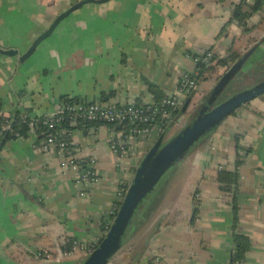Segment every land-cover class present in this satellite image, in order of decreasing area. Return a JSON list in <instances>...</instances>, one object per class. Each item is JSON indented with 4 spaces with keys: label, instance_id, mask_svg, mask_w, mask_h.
I'll use <instances>...</instances> for the list:
<instances>
[{
    "label": "crops",
    "instance_id": "obj_1",
    "mask_svg": "<svg viewBox=\"0 0 264 264\" xmlns=\"http://www.w3.org/2000/svg\"><path fill=\"white\" fill-rule=\"evenodd\" d=\"M78 1L0 0V45L22 54ZM238 2L85 4L25 61L0 55V118L52 115L62 97L147 104L155 96L151 84L163 96L176 94L181 77L196 73L197 56L244 53L264 38V6L252 19L260 23L243 33L231 19ZM113 129L97 124L71 132L76 158L95 161L99 177L89 184L61 168L55 146L42 150L36 133L0 141V264H79L85 258L79 247L102 236L136 159L111 152ZM177 166L108 264H229L234 230L251 240L241 264H264V94L226 117ZM220 170L237 174L236 227L232 198L219 188ZM70 242L69 257L39 255L66 250Z\"/></svg>",
    "mask_w": 264,
    "mask_h": 264
},
{
    "label": "water",
    "instance_id": "obj_2",
    "mask_svg": "<svg viewBox=\"0 0 264 264\" xmlns=\"http://www.w3.org/2000/svg\"><path fill=\"white\" fill-rule=\"evenodd\" d=\"M107 1L80 0L72 4L54 18L49 27L33 40L25 52L20 54L17 49L4 48L0 45V55L18 57L19 61H25L35 53L38 46L46 38L52 35L60 22L72 12L88 3H104ZM251 52L252 50H249L220 75L201 108L174 136L165 141L163 134H161L148 148L134 170L132 179L109 228L97 246L79 264H108L122 247L126 232L138 209L165 173L173 166L181 163L194 145L215 129L226 117L249 101L264 94V80H262L210 107L243 67ZM190 100L191 98L186 99L182 112L186 111ZM2 145V142H0V150ZM231 259L232 255L229 264H231Z\"/></svg>",
    "mask_w": 264,
    "mask_h": 264
},
{
    "label": "built area",
    "instance_id": "obj_3",
    "mask_svg": "<svg viewBox=\"0 0 264 264\" xmlns=\"http://www.w3.org/2000/svg\"><path fill=\"white\" fill-rule=\"evenodd\" d=\"M207 56H210V53ZM195 60L199 61L197 57ZM204 61H208V57H205ZM194 74H185L181 77L176 94L162 97L158 101L153 100L147 104L126 103L115 105L105 104L101 101L87 102L82 100L60 103L55 113L49 115L43 121L47 129L44 132V138L40 140L41 149L48 151L52 146H55L58 155L61 157L60 165L62 169L69 167L75 170L78 183H93L99 177L94 159L91 157L85 159L76 158L75 149L69 139L71 130L63 129L58 131L55 128L56 123L68 120L69 124L74 125L78 121L88 120L113 127L121 126L120 130L113 129V136L109 141L111 152L118 156L119 159L143 157L148 148L160 136L164 125L173 119L175 112L182 106L186 96L197 90L198 80L193 77ZM28 125L30 132L35 133V120H31ZM13 136L19 137V133L14 132ZM147 142L149 144L151 142V144L147 146ZM123 190L124 188H121L118 197H121ZM115 209L116 204L108 215L115 212ZM109 226H106V228L108 229ZM102 236L87 247L80 246L79 248L86 251L87 255L97 246ZM39 255L47 260H59L69 257L71 251L65 250V248H58L55 254L45 251Z\"/></svg>",
    "mask_w": 264,
    "mask_h": 264
},
{
    "label": "trees",
    "instance_id": "obj_4",
    "mask_svg": "<svg viewBox=\"0 0 264 264\" xmlns=\"http://www.w3.org/2000/svg\"><path fill=\"white\" fill-rule=\"evenodd\" d=\"M264 6V0H239L238 3H236L233 6V11H232V17L231 19L234 20L239 27L241 28V31L243 33H249L251 32L259 23V21H254L253 19V15L262 10ZM263 43H254L246 52L244 53H239L237 51H231L227 56L225 57H220V56H216L214 54H210V56H207V54L203 55V56H197V58L199 59V61L197 62V71L194 74L193 77H195L197 80L200 79H210L212 78L214 81H218L219 77H214V74H216L219 70L220 67H227L230 64H232L233 62L237 61L238 59H240L244 54H246L249 50H252L251 54L248 56V58L245 60V63L249 60V58L252 56V54H254V52L259 49L263 51L264 46L262 45ZM264 54V52H262ZM208 57V61H204V58ZM244 63V65H245ZM243 65V66H244ZM216 79V80H215ZM150 89L151 91L154 93V101H158L160 100L162 97H165L163 95L160 94V92L158 93V89L155 88V86H153L152 84L150 85ZM193 96V93H190L186 96L184 102L186 101V99L191 98ZM79 99L76 98H70V97H62L61 102H74V101H78ZM103 103V101H101ZM183 102V104H184ZM182 106L175 112L173 119L168 121L162 131L160 132V135L165 134V132L169 129L170 125L173 123V121L182 113ZM48 116H42V117H30L28 115H22V114H15L14 116L8 118V119H3L2 117L0 118V128H1V133H0V141L5 140L6 138H8L9 136H13L14 132H18L19 133V137L25 133H29V122L31 120H35L36 122V131L35 133L37 134V136L40 138V140H42L44 138L45 135V131L47 129V126L43 124V121L47 119ZM100 123L97 122H93V121H78L77 123H75L74 125L69 124L68 120H62L58 123H56L55 128L60 131L63 129H69L70 131V136L69 139H71V132L74 128L76 127H84V126H89V125H97ZM111 126V125H110ZM113 127V126H112ZM115 130H120L121 126H115L114 127ZM240 161L238 160L237 163H239ZM218 182L220 184L219 188L221 190V192L223 193H228L230 194L231 198H232V204H233V213H234V227H236V223H237V206L235 204V200H234V192L236 191L235 185L237 182V174L234 172H230V171H226V170H220L218 172ZM129 183H127L124 186V190L122 192L121 197H119L118 201L116 202V209L115 212H113L111 215L108 216V220L106 222H108L106 224V226L108 227L110 222L112 221V219L115 216L116 211L118 210L122 198L126 192V189L128 187ZM149 197H147V201ZM144 205V203H142ZM140 206V208L138 209L137 214L135 215L132 223L130 224V226L136 221L138 214L140 213V211L142 210V206ZM144 207V206H143ZM129 226V227H130ZM107 228L105 227L104 231ZM129 229V228H128ZM231 244H232V259H231V264H241L245 258V255L247 254V252L250 250L251 248V240L250 238L237 231L234 230L232 232L231 235ZM69 247H67V250L70 251L71 250V246H72V242L68 243Z\"/></svg>",
    "mask_w": 264,
    "mask_h": 264
},
{
    "label": "rangeland",
    "instance_id": "obj_5",
    "mask_svg": "<svg viewBox=\"0 0 264 264\" xmlns=\"http://www.w3.org/2000/svg\"><path fill=\"white\" fill-rule=\"evenodd\" d=\"M260 11L256 12L255 15H258ZM260 43H263L264 46V38L260 41ZM261 48V47H260ZM257 49L254 54L249 58V60L245 63V65L238 71L236 76L233 78V80L228 84V86L223 90V92L218 97V102H222L223 100L227 99L228 97L232 96L233 94L246 89L262 80H264V48L263 51ZM231 65V64H230ZM229 65V66H230ZM223 67L222 69H219V71L214 74V77H219L222 75L226 69L229 67ZM213 79H201L199 81V97H191L190 103L184 113L179 115L173 123L170 125L169 129L164 134V140L170 139L172 136H174L196 113L195 109L200 104V102L206 97V95L209 93V91L212 89V87L215 85L216 81H212ZM216 80V79H215ZM196 92V91H195ZM202 94V95H201ZM142 156L135 157L134 162L132 164L130 173V181L132 179L134 170L139 163ZM177 165L173 166L171 169H169L165 175L162 177V179L159 181V183L155 186L153 191L148 196L149 200H145L143 203L147 205V203H152L154 200H156L157 193H159L167 183L168 179L171 177L173 173H175L177 169ZM130 183V182H129ZM147 199V198H146ZM142 206V207H143Z\"/></svg>",
    "mask_w": 264,
    "mask_h": 264
},
{
    "label": "flooded vegetation",
    "instance_id": "obj_6",
    "mask_svg": "<svg viewBox=\"0 0 264 264\" xmlns=\"http://www.w3.org/2000/svg\"><path fill=\"white\" fill-rule=\"evenodd\" d=\"M209 93H210V91H209ZM209 93H208V94L206 95V97L200 102V104L196 107V109H195L196 112L201 108V105L203 104V102L205 101V99L207 98V96L209 95ZM219 96H220V95H219ZM217 103H218V98H217V100H215V102H214L210 107L216 105Z\"/></svg>",
    "mask_w": 264,
    "mask_h": 264
}]
</instances>
